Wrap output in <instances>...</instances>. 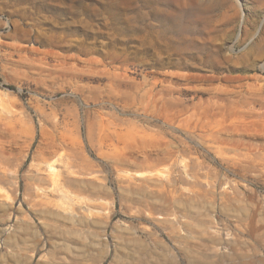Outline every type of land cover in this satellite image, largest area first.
Masks as SVG:
<instances>
[{
	"label": "rangeland",
	"instance_id": "1",
	"mask_svg": "<svg viewBox=\"0 0 264 264\" xmlns=\"http://www.w3.org/2000/svg\"><path fill=\"white\" fill-rule=\"evenodd\" d=\"M0 264H264V0H0Z\"/></svg>",
	"mask_w": 264,
	"mask_h": 264
},
{
	"label": "trees",
	"instance_id": "2",
	"mask_svg": "<svg viewBox=\"0 0 264 264\" xmlns=\"http://www.w3.org/2000/svg\"><path fill=\"white\" fill-rule=\"evenodd\" d=\"M9 88H11V89H14V87H13V86H9Z\"/></svg>",
	"mask_w": 264,
	"mask_h": 264
}]
</instances>
